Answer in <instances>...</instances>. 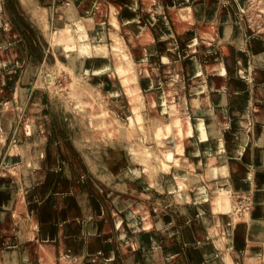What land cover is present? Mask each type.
I'll use <instances>...</instances> for the list:
<instances>
[{"label": "rangeland", "instance_id": "obj_1", "mask_svg": "<svg viewBox=\"0 0 264 264\" xmlns=\"http://www.w3.org/2000/svg\"><path fill=\"white\" fill-rule=\"evenodd\" d=\"M66 1L0 0V215L9 212L0 218V249L13 251L17 264H41L46 243L52 264H228L229 251L237 250L235 222L220 220L211 200L220 189L225 193V183L231 188V214L246 224L240 259H230L244 264L254 249L262 264L264 0H77L70 12ZM105 3L118 23L114 34L98 13ZM75 13L89 19L81 23ZM82 29L92 40L101 33L105 46L97 53L91 46L82 56L85 67L74 39ZM226 44L237 60L234 73L209 71L208 65L222 61ZM123 53L130 54L144 109H133L137 103L125 76L110 88L94 82L92 74L115 69ZM168 76L174 77L171 84ZM176 86L185 91L179 115L191 125L189 138L196 145L191 153L179 127L162 136L156 127V118L167 123L173 116L169 103L177 97L166 91ZM234 93L242 100L232 106ZM83 98L100 110L101 125H89ZM216 101L223 107V123L215 118ZM6 102L9 107L1 110ZM208 118H214L217 135L207 130ZM228 131L235 140L226 138ZM139 151L148 156L149 167L133 161L132 153ZM221 165L216 170L224 171L223 185L212 179L221 176L211 170ZM133 166L136 176L129 171ZM192 175L200 177L194 185ZM148 176L158 178L151 182ZM3 182L11 183L10 195ZM198 182L205 196L197 201L203 196L197 195ZM179 187L185 195L176 193ZM182 204L194 207L188 211ZM155 247L162 260L158 254L147 257Z\"/></svg>", "mask_w": 264, "mask_h": 264}, {"label": "bare ground", "instance_id": "obj_2", "mask_svg": "<svg viewBox=\"0 0 264 264\" xmlns=\"http://www.w3.org/2000/svg\"><path fill=\"white\" fill-rule=\"evenodd\" d=\"M76 2H77V0H67L66 1V9L70 12V11H72V10H74L75 8H76ZM61 6V5H60ZM60 8V7H59ZM58 8V9H59ZM61 9V8H60ZM108 6L106 5V3H105V5L104 6H100L99 5V14L101 15V16H106L107 17V26H109V29H107V30H109L110 31V34H114L115 32H117V27H118V23L116 22V19H115V16L114 15H110L111 13H108ZM111 10V9H110ZM83 14V13H82ZM72 16L73 15H75L74 17H76V16H79L80 17V19H81V16L80 15H78L77 13H75V14H71ZM178 16H179V14H178ZM189 18V17H188ZM59 19V18H58ZM75 19V18H74ZM84 19H89V18H87V16H84L83 17V19H81V23H85V22H87V21H85ZM105 19V18H104ZM103 20V19H102ZM59 21V22H58ZM56 23H58V25H59V27L61 26V25H63L62 23H60V22H63V21H61V20H58ZM68 21V20H67ZM78 21V20H77ZM105 21V20H104ZM76 22V21H75ZM79 22V21H78ZM68 23V22H67ZM64 24L65 25H67V26H69V23L68 24H66L65 22H64ZM73 24H75L76 25V23H74L73 22ZM78 24V23H77ZM65 25H64V27H65ZM66 26V27H67ZM55 27H56V24H55ZM63 27V29L65 30L66 29V27L64 28ZM73 28V27H72ZM68 30H69V28H67ZM85 29H82V33H80V32H78L77 30H75V31H77V33H76V35H75V37H74V39H76V42L78 43L77 44V46H76V51H77V55H78V57L80 56L82 59H80V64L81 65H84L83 67H85V62H83L82 60H83V57L82 56H84L85 54H87L88 55V53L90 52V49H92L91 48V46L94 48V51L97 53L98 51H100V49H103L105 46H104V44H101V42L103 41V39H104V36L103 35H101V33H97L96 34V36L95 37H99V40H96V41H94L95 40V37H93V40L92 39H89L88 38V34H86V32L84 31ZM108 31V32H109ZM72 33H74V30L72 31ZM71 33V34H72ZM144 31L140 34L141 36H139L140 37V39H142L143 38V36H144ZM109 34V33H108ZM201 34H202V39H203V41H205L206 42V40L209 38V35L207 34V32H206V28L205 29H203L202 30V32H201ZM70 36H72V35H70ZM110 37V39H112L113 37H115V36H109ZM72 38V37H71ZM85 38H87V40H84ZM69 38H67L66 39V41L68 40ZM73 39V38H72ZM73 39V40H74ZM115 39V38H114ZM70 40V39H69ZM80 40V41H79ZM116 41H118L120 44H122V39H120V40H117V39H115ZM71 41V40H70ZM115 41V42H116ZM72 42V41H71ZM70 42V43H71ZM66 43H68V44H70L69 43V41H67ZM66 43H64V45L66 46V48H69V47H67V45H66ZM74 43V42H73ZM116 45H114V40H113V45L115 46V48L117 49L118 47H117V45H119V44H117V43H115ZM73 44L71 43V45L70 46H72ZM69 46V45H68ZM113 47V46H112ZM114 48V47H113ZM65 49V48H64ZM70 50H72V51H75V49L72 47V49H71V47L69 48ZM69 49H66V50H69ZM65 50V51H66ZM104 50V49H103ZM223 54H222V61H218L216 64H214V63H212V64H210V65H208L207 66V69H209V71H214L215 73H220V74H224V73H227V70L231 73V74H233L234 73V67L236 66V58L234 57V54H233V48L229 45V44H226L225 46H223ZM114 51V50H113ZM117 51V50H116ZM67 53H65V56H66V54H68V52L69 51H66ZM71 52V51H70ZM114 53H117V52H114ZM119 53V52H118ZM120 54V53H119ZM71 55V54H70ZM90 55V54H89ZM72 56V55H71ZM70 56V58H72V57H74V56H76V54L74 55V56H72L71 57ZM69 57V55L67 56V58ZM84 57H86V56H84ZM77 58V57H76ZM69 59V58H68ZM73 59V58H72ZM117 62H116V64H115V66H116V68L115 69H113V70H110L106 75H100V73H93L92 74V76L95 78V80H94V82H95V84L96 85H98V86H100V87H105V88H110V87H114V83L116 82V81H118V78L119 77H121V75H123V76H125V77H123L122 78V81H124V85L126 86V88H127V90H128V93L130 94V98H131V100H134L136 103H137V106H134V110L136 109V108H139V107H141L144 103H142V101H141V99H139V96H140V89H139V87H138V85L136 84V79L133 77V74H132V71H133V63L131 62V59H130V54L129 53H123V54H121L120 55V57L118 58L117 57ZM70 60V59H69ZM86 61V60H85ZM97 62H99V61H97ZM101 62V61H100ZM98 65V64H97ZM105 65H107V64H105ZM166 67V66H165ZM85 69V68H84ZM168 69V68H167ZM235 70H236V68H235ZM164 71V70H163ZM166 71V70H165ZM164 71V72H165ZM176 77V76H175ZM174 79V77H172V76H168V80H167V82H166V84H171L172 83V80ZM173 82H174V80H173ZM149 83L151 84V81L149 80ZM168 86V85H167ZM169 89V88H168ZM166 93H168L170 96H175V97H177V99H170V103H169V107L171 108V110H173V116L171 117V114H169V116H170V121L169 122H163L162 121V118L163 117H158V118H156V127L157 128H159L160 129V131H162V132H160V135L162 136V134H167L168 132H170L172 129H176V128H178L179 127V129L177 130V133L178 134H182V135H185V137H186V142H185V146H187L188 148H187V150L186 151H189V153H191V152H193V151H195L196 150V145H194L195 144V142H194V140H192V139H190L189 137H190V135H191V125H190V123L188 122V117L187 116H185V115H179V112H180V107L181 106H184L185 105V101H186V96H185V91L183 90V89H177V86L175 87V88H173V89H170V90H167L166 91ZM233 95V94H232ZM214 97H213V99L214 98H216V94H214L213 95ZM180 98V100L181 101H176V100H178ZM84 100L86 99V98H83ZM188 100V99H187ZM220 101H221V97H220V99H219ZM242 100V95L241 94H238V93H234V96L231 98V100L229 101V104H231L232 106H235V105H237V104H239L240 103V101ZM88 100L86 99V101H82V103H84V104H82L83 106H82V110L85 112V113H88V114H90L91 115V117L89 118V120H88V123H89V125H91V126H99V125H101L100 124V122H99V120H101L102 121V119L100 118V117H98L99 115H100V110H97V109H95V107L94 106H91L92 105V103L90 104V102L88 101ZM196 101V99L195 98H191V101L189 102V101H187V102H189V103H192V104H194V102ZM220 101H216V105H214V114H215V118H216V116L218 115V117H219V119L218 120H220V122L221 123H223V119H224V117H225V115L223 114V107H222V105H220L221 103H220ZM142 103V104H141ZM9 105H10V102H6L5 104H3V106H2V108H1V110H4V109H6V108H8L9 107ZM141 105V106H140ZM190 105V104H189ZM81 106V105H80ZM151 107V106H150ZM142 108V107H141ZM144 108H146V107H144ZM144 108H142V109H144ZM262 108V112L260 113L261 115H263V117H264V105L261 107ZM141 109V110H142ZM256 110V109H255ZM137 111H139V109L138 110H136V112L135 113H137V120L138 121H140L141 122V120H144L143 118H142V116H141V114L142 115H144L143 113H138ZM151 114L154 116V115H156V109L154 108V106H152V109H151ZM134 113V112H133ZM170 113V112H169ZM237 113V112H236ZM135 115V114H134ZM152 116V117H153ZM242 117V116H241ZM129 121L132 123L133 122V120L130 118V116H129ZM258 120V119H257ZM206 125H207V130L209 131V132H211V135H213V134H218L217 133V128L215 127V124H214V118L212 119V118H208V119H206ZM219 122V123H220ZM130 123V124H131ZM29 124V123H28ZM195 124V123H194ZM200 125V124H199ZM198 127H200V126H197V128ZM31 128H33L32 126H31ZM157 128H154V130L156 129L157 130ZM182 128H185L186 130H183ZM196 128V129H197ZM155 130V131H156ZM199 130V129H198ZM198 130H197V132H198ZM154 131V132H155ZM199 132H200V130H199ZM198 132V135L199 134H201V133H199ZM162 133V134H161ZM229 133V134H228ZM228 133L226 134V138L227 139H229V140H235L234 138V135L235 134H232L230 131H228ZM156 134H158V133H156ZM155 136V135H154ZM160 136V137H161ZM207 136V135H206ZM157 137H159V136H156V139H157ZM159 137V138H160ZM202 137H203V134H202ZM158 138V139H159ZM158 139H157V141H158ZM160 139H162V138H160ZM159 139V140H160ZM217 139V138H216ZM34 140V139H33ZM201 140H202V138H201ZM206 140V139H205ZM35 141L36 140H34L33 142L35 143ZM235 142V141H234ZM33 143V144H34ZM163 143L165 144V145H168L169 147H172L173 146V144H174V142H172V141H170V140H165V141H163ZM220 143V141H218V143L217 144H219ZM182 144L183 143H180L179 145H180V147H179V150L180 151H182L183 152V147H182ZM221 144V143H220ZM184 145V144H183ZM134 149V148H133ZM140 150L141 151H145V150H143L142 148H140ZM173 150H174V148H173ZM175 150H177V147H175ZM16 151H19V150H15L14 151V153L16 152ZM130 151L132 152L133 150H132V148H130ZM234 151H235V149H234ZM237 151H239V150H237ZM11 152V151H10ZM167 152V151H166ZM175 152V151H174ZM236 152V151H235ZM259 152V151H258ZM262 152V151H261ZM13 153V152H12ZM13 153V154H14ZM144 153H146V152H144ZM172 153V152H171ZM175 153H177V152H175ZM255 154V153H254ZM145 155V157H148V156H146V154H144ZM144 155H141L140 154V151H139V153H132V159H133V161H140L142 164H143V166L144 167H146L147 168V166L149 165L148 164V162H147V159H145V157H144ZM148 155V154H147ZM179 155V154H178ZM166 156V155H165ZM167 157H169V159L170 158H172V156L171 155H167ZM182 158V157H181ZM165 160H166V158H164ZM23 160V159H22ZM159 160V159H158ZM164 161V160H163ZM162 162V161H161ZM160 162V163H161ZM24 163V162H23ZM159 163V164H160ZM171 163V162H170ZM170 163H168V164H170ZM183 163V162H182ZM28 164V163H27ZM148 164V165H147ZM166 164V163H165ZM165 164H163V166L165 165ZM168 164H167V166H166V168L167 169H169V166H168ZM186 164H187V162H186ZM235 164V166H236V168H238V167H241V165L239 166L237 163H234ZM20 166V165H19ZM192 167L193 166V162L191 161V162H189V165H188V167ZM223 166V165H222ZM221 166V167H222ZM149 167V166H148ZM15 168V167H14ZM22 168H24L23 166H22ZM154 168V167H153ZM175 168V167H174ZM220 168V167H219ZM148 169H150V168H148ZM144 170V169H143ZM143 170H141V171H143ZM129 171H130V173L133 175V176H136V175H138L139 174V170H138V166H133V167H131L130 169H129ZM128 171V172H129ZM169 171H167V173H168ZM220 173L219 174H223L224 173V171L223 170H221L220 169V171H219ZM145 173V172H144ZM191 174V173H190ZM124 176V175H123ZM128 176V175H127ZM127 176H126V178H127ZM191 176V175H190ZM200 176V175H199ZM149 177V179H150V181L151 182H154V181H156L155 179L156 178H158L157 176L155 177H151V176H148ZM188 177V176H187ZM185 178V179H188V178ZM198 177V176H197ZM196 177V178H197ZM190 178V181L192 180V181H194V183H193V185L195 184V182H196V180H198V179H200V177H198V179H196L195 180V177H193V175H192V177H189ZM128 180L127 181H129V178H127ZM134 179V178H133ZM132 179V180H133ZM148 179V180H149ZM132 180H130V182L132 181ZM136 181V180H135ZM129 182V183H130ZM218 183V182H217ZM3 184V186L4 187H6L5 189H7L6 191H7V194L8 195H10V193H9V189L11 188L10 186H11V183H9V182H3L2 183ZM210 185V184H209ZM209 185H207V187L209 186ZM198 186H199V188H198V190L196 191L197 192V195H199V194H202L203 196L202 197H200V198H197V201L198 200H201V198H204V188H203V184H202V182H198ZM206 187V188H207ZM230 187V186H229ZM229 187H227L226 188V191H225V193L224 192H222V191H224V190H222L221 191V189L219 190L220 192H215V194L213 195V197H212V202L214 203V206H213V211H216V213H220V214H223L224 216H225V218H229V212H230V203H229V198H228V193H229V191H230V188ZM179 190H178V192H176V193H178V195H185V193H180L179 194V191L180 192H182L183 190H181V188L179 187L178 188ZM184 189V188H183ZM217 189V188H216ZM18 191H20V190H18ZM228 191V192H227ZM184 192V191H183ZM16 193V192H15ZM14 193V194H15ZM146 193V192H145ZM17 194V193H16ZM180 201L181 202H184V201H186L185 199H180ZM183 205V204H182ZM184 206V208L185 209H187V210H189V211H191L192 209H193V207H194V205H188L187 207L185 206V205H183ZM262 206H260V208H261ZM17 206H16V210H17ZM215 213V212H214ZM1 214H3V215H0V218L2 219V218H6L7 216H8V214H9V212H2ZM234 214V213H233ZM231 217H232V215H231ZM234 219H232L233 220V222H235V226H234V233H235V236H234V241H236V246H237V250H233V251H229V253H230V258H233V257H235V258H239L240 259V256H239V251H240V243H241V239H242V236H243V231H244V229H245V220H244V218H238V217H233ZM231 220V219H230ZM201 221V220H200ZM202 223V222H201ZM227 223V222H226ZM147 225H148V223L146 222L145 223V226L147 227ZM232 254V255H231ZM3 255V257L4 258H8V257H10L11 258V256H9V255H7V253H5V252H2V254L0 255V256H2ZM154 255H157V253H154V254H151V255H149V256H147V257H153ZM223 255H225V254H223ZM226 257V256H225ZM227 258V257H226ZM230 258H228L227 260V262H229L228 264H234V262H232V260L230 259ZM259 257L258 256H256V254H254V249H250L249 251H248V257H246V263L248 264H252V263H259V260H260V258L258 259ZM264 248H263V254H262V257H261V260H262V264H264ZM230 260H231V262H230ZM245 262H244V264H246Z\"/></svg>", "mask_w": 264, "mask_h": 264}, {"label": "crops", "instance_id": "obj_3", "mask_svg": "<svg viewBox=\"0 0 264 264\" xmlns=\"http://www.w3.org/2000/svg\"><path fill=\"white\" fill-rule=\"evenodd\" d=\"M252 149H254V148H252ZM263 149H264V147H263ZM253 151V150H252ZM253 163H254V161H253ZM254 165V164H253ZM222 166V165H221ZM221 166H217V167H212V171H213V173L214 174H219V171L218 170H216V168H219V167H221ZM249 167H251V165L249 164L248 165V167H246L247 169H249ZM253 167V166H252ZM264 167V166H263ZM213 169H215V170H213ZM219 176H221L220 178H218V177H215V178H212V179H214L215 180V182H218L217 184H221V185H223V182H225L226 180H223V179H225L226 178V176L225 175H223V174H220ZM244 182V181H243ZM224 186H226V187H229L228 185H225V183H224ZM230 188V187H229ZM231 189V188H230ZM6 199V198H5ZM8 200V199H7ZM3 202V201H2ZM230 203V202H229ZM188 206V205H187ZM179 208H180V206H179ZM15 209H16V207H15ZM230 209H231V207H230ZM189 211V210H188ZM184 212H185V210H184ZM215 214H217V213H215ZM231 215H232V217H231ZM236 217V216H238V214H236V213H234V214H231V212H229V218L227 219V218H225V216L223 215V214H219V217L221 218L220 220H223L224 222H227V223H232L233 222V220L232 219H234L233 217ZM231 219V220H230ZM198 220V219H197ZM199 221V220H198ZM145 226V225H144ZM245 226H246V224H245ZM145 228H146V226H145ZM244 232H245V229H244V231H243V236H242V239H241V243L239 244L240 245V249H241V247H242V244H243V239H244V237H245V234H244ZM263 232H264V230H263ZM206 243V245H207V242H205ZM234 243L236 244V241H234ZM202 244H200V246H201ZM49 243H46V244H44V247L45 248H43L44 250H42V255H41V259H40V263L41 264H52V258H51V256H50V249H49ZM2 252H5V253H10L11 255H12V257L10 258V257H8V258H4L3 257V255L2 256H0V264H17V258H16V256H14V252L13 251H8V250H5V249H0V255L2 254ZM149 253H157L158 254V257L160 258V260H162V258H161V256H160V251H159V249L157 248V247H155V249L153 250V251H151V252H149ZM34 258V257H33ZM144 261H145V263H146V260L144 259ZM172 264V263H171ZM213 264H216L215 262L213 263Z\"/></svg>", "mask_w": 264, "mask_h": 264}]
</instances>
